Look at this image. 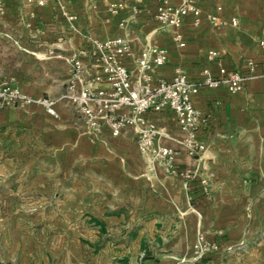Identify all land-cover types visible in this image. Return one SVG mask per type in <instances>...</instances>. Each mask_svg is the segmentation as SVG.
I'll list each match as a JSON object with an SVG mask.
<instances>
[{"label":"crops","instance_id":"crops-1","mask_svg":"<svg viewBox=\"0 0 264 264\" xmlns=\"http://www.w3.org/2000/svg\"><path fill=\"white\" fill-rule=\"evenodd\" d=\"M178 5L180 0H167ZM132 0H0V79L31 99L0 109V178H29L16 196L33 211L30 234L21 235L15 264H264V76L244 81L242 89L201 86L192 100L202 113L196 132L201 146L191 154L185 131L167 109L148 110L141 122L112 135L108 125L88 130L66 94L71 57L84 70L75 81L107 89L90 50L94 41L123 37L121 59L135 79L136 59L147 45L166 51L152 83L170 80L180 68L201 83L220 68L247 72L246 60L261 72L264 0H196L199 16L164 27L147 10L133 12ZM214 17L222 24H212ZM235 19L236 24L231 20ZM180 32L184 41L172 39ZM216 56L208 58V51ZM207 73H206V72ZM54 100L55 114L37 102ZM129 115L126 108L118 110ZM139 127L155 130V143L174 151L185 180L138 152ZM15 165L18 170L7 169ZM207 182L202 191L200 180ZM1 194V193H0ZM26 199V200H27ZM19 201H17L18 203ZM20 203V202H19ZM23 222L22 224H25ZM35 227V228H34ZM198 231L216 244L195 259ZM231 247L232 251L227 248Z\"/></svg>","mask_w":264,"mask_h":264},{"label":"built area","instance_id":"built-area-1","mask_svg":"<svg viewBox=\"0 0 264 264\" xmlns=\"http://www.w3.org/2000/svg\"><path fill=\"white\" fill-rule=\"evenodd\" d=\"M37 4H44L46 0H32ZM150 0H132L131 10L138 12L147 10ZM151 12L154 18L164 27H178L189 15L197 20L199 8L196 0H180L178 5H170L167 0H155ZM214 25L222 24L214 17L210 18ZM236 24V20H231ZM173 41L178 46H183L184 41L180 32H175ZM260 47L261 72L256 71V62L252 59L246 60L247 72L226 71L220 68L217 77L207 76L201 83L189 81L180 68L174 70L170 80L159 79L152 83V72L164 65L167 54L162 48L155 45H147L140 51L136 59L135 74L127 69L121 59L128 53V45L123 37L117 36L107 38L103 41H94L90 55L93 66L98 73L93 75L92 80L99 81L103 76L108 82L107 89H93L90 85L76 88L75 81L78 79L84 66L78 57H71V80L66 94L69 105L74 114L81 119L89 131L99 133L102 126L108 125L112 135H118L128 124L141 122L142 115L148 110L171 111L178 125L185 131L184 143L191 154L197 155L201 146L196 142V132L203 120L202 113L194 106L192 97L198 92L201 86L217 87L226 85L230 90L242 89L247 78L257 74L264 76V41H258ZM216 53L208 51V58L213 59ZM31 99L23 95L18 89L11 87L7 82L0 79V109L11 106L29 103ZM46 111L55 114L53 109L54 100L41 98L37 100ZM126 108L129 115L120 114L118 110ZM155 130L152 127H139L136 135V145L139 154L148 162H160L170 174L180 175L185 180L193 178L194 171L178 170L173 162L174 151L168 147L159 145L154 141ZM204 193L207 192V182L200 180ZM216 249V244L208 240L202 231H198L192 247L195 259H201ZM227 250L232 251L231 247Z\"/></svg>","mask_w":264,"mask_h":264},{"label":"rangeland","instance_id":"rangeland-1","mask_svg":"<svg viewBox=\"0 0 264 264\" xmlns=\"http://www.w3.org/2000/svg\"><path fill=\"white\" fill-rule=\"evenodd\" d=\"M7 169L18 170L19 167L12 164L7 165ZM30 183L28 177L0 178V264H15V260L11 259L17 252L21 249L27 251L31 247L29 242L21 243L20 239L21 235L30 234L33 228L29 220L33 211L24 205L25 201H29L28 196H16V185L29 186Z\"/></svg>","mask_w":264,"mask_h":264}]
</instances>
